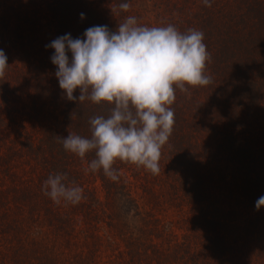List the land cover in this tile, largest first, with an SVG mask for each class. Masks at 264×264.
I'll return each mask as SVG.
<instances>
[{
    "label": "rangeland",
    "instance_id": "374dc122",
    "mask_svg": "<svg viewBox=\"0 0 264 264\" xmlns=\"http://www.w3.org/2000/svg\"><path fill=\"white\" fill-rule=\"evenodd\" d=\"M94 1L98 8L107 4ZM193 1L187 3L199 23L209 11ZM4 2L0 13L9 1ZM129 5L141 26H161L163 16L150 0H132ZM10 14L13 22L16 17ZM17 46L13 30H1L0 50L8 65L16 64L27 75V60L18 56ZM10 74H4L5 83H14L15 89L0 84V264H264V207L256 210L237 201L223 181L216 182L225 170V158L209 156L204 162L203 174L213 181L206 196L196 200L187 189L169 185L174 179L166 155L160 157L159 174L143 167H133L137 172L132 173L128 168L126 195L121 193L123 199L130 197L126 201L131 205L122 206L113 194H104L99 179L83 170V163L70 157L69 182L82 187L83 194L92 190L99 201L87 209L84 199L75 205L54 203L42 191L48 176H43L37 137L45 125L67 137L65 125L56 110L44 121L37 119L30 101L32 87ZM196 125L184 127L193 142L190 151L201 153L207 142L212 147V135L208 120L204 127ZM62 147L58 144L57 149Z\"/></svg>",
    "mask_w": 264,
    "mask_h": 264
},
{
    "label": "trees",
    "instance_id": "16d2710c",
    "mask_svg": "<svg viewBox=\"0 0 264 264\" xmlns=\"http://www.w3.org/2000/svg\"><path fill=\"white\" fill-rule=\"evenodd\" d=\"M8 1L0 13V27L1 30H13L18 44L17 54L27 60L29 70L25 75L15 64L6 68V76L11 71L14 81L19 82L22 78L32 87L30 101L37 119L44 121L56 110L61 114L67 136L74 133L90 137L89 119L98 115L106 117L111 105L104 102L96 104L87 99L67 100L55 76L57 67L50 60L54 49L45 45L69 33L73 39L83 38L84 31L95 25H107L109 31H115L126 17L134 15L131 7L123 12L118 9V4H129L132 0H106L103 8H98L94 0ZM188 1L169 0L168 4V0H150L151 7L163 16L161 26L171 24L181 33L188 29L201 31L210 56L205 75L210 76L212 82L205 86L186 85L187 91L177 87L176 99L170 106L175 123L161 149V155H166L169 161L167 170L175 181L169 185L173 190L177 186L187 189L191 199L203 198L213 181L203 174L204 162L210 159L209 156L225 158V170L220 171L216 182L220 179L230 194L232 192V197L255 207L257 199L264 196V0H210V7L205 6L203 0H198L199 8L209 11L199 23L195 21L194 10ZM193 2L197 3L196 0ZM10 13L16 17L13 22L9 19ZM81 13L84 14L83 19L80 18ZM242 26L243 32L239 34ZM68 55L71 59L70 52ZM5 81L4 76L0 77L2 86L15 89L14 83L7 80L6 84ZM79 94V89L74 90L73 96L78 97ZM207 120L212 147L203 141L207 145L203 152L190 151L193 142L184 124L192 127L197 124V128L202 124L204 127ZM44 123L50 124L49 121ZM39 132L37 147L41 149L39 158L44 177L67 173L68 181H71L70 157L83 163V170L94 158V152L80 158L63 147L57 149L58 144L62 146L60 138L66 137L50 125H45ZM133 167L140 168L117 160L113 165L119 176L116 181L105 176L102 170L88 172L99 179L104 194H113L114 200L117 198L125 206L131 202L126 201L130 197L122 198V193L126 195L123 191L124 170L130 168L132 173L137 172L132 170ZM83 195V208L95 206L99 201L92 190Z\"/></svg>",
    "mask_w": 264,
    "mask_h": 264
},
{
    "label": "clouds",
    "instance_id": "9594fccd",
    "mask_svg": "<svg viewBox=\"0 0 264 264\" xmlns=\"http://www.w3.org/2000/svg\"><path fill=\"white\" fill-rule=\"evenodd\" d=\"M210 7V0H203ZM127 12V2L118 4ZM84 18V14H80ZM204 35L196 29L181 33L175 26H141L128 16L115 31L107 25L86 29L83 38L71 34L59 36L46 48L57 67L55 76L67 100L111 105L109 114L89 119L90 137L69 133L60 138L64 150L84 158L94 152L85 171L102 170L112 181L118 180L113 168L117 160L143 167L159 174L161 149L172 133L174 111L170 107L178 87L205 86L210 59L203 43ZM71 54L69 59L68 53ZM7 56L0 50V77L8 67ZM79 89V96H73ZM43 193L54 203L75 205L84 199V189L69 182L67 173L50 174L42 185ZM264 207V196L255 209Z\"/></svg>",
    "mask_w": 264,
    "mask_h": 264
}]
</instances>
